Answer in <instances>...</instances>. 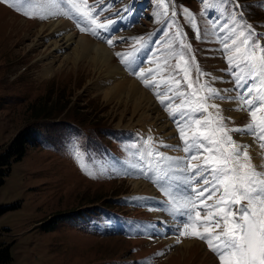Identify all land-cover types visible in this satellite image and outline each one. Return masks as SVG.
<instances>
[{
  "label": "rangeland",
  "instance_id": "obj_1",
  "mask_svg": "<svg viewBox=\"0 0 264 264\" xmlns=\"http://www.w3.org/2000/svg\"><path fill=\"white\" fill-rule=\"evenodd\" d=\"M144 1L87 0L97 7L101 22L105 18L116 21L108 33L114 40L126 38L110 48L104 39L80 31L87 22L72 13L66 0H0V264H215V255L203 241L175 233L185 217L166 210L160 191L164 182L151 172L152 179L142 174L148 171L146 154L153 148L184 156L174 120L158 104L156 90L144 87L114 55L111 65L119 70L112 80L107 77L113 69L110 64L99 68L88 57L76 59L73 50L69 58L56 60L52 73L45 76L54 49L44 48L42 38L50 31L46 13L56 2L69 13L67 23L79 35L112 53L130 51L132 38L142 37L143 67L156 68L163 64L161 58L174 67L180 55L188 58L187 51L165 38L169 30L162 19L168 18L157 0L148 10L154 24L146 28L142 20L152 23ZM164 2L169 4L170 15L173 0ZM240 2L246 15L239 24H251L257 33H264V0ZM13 3L22 10L17 11ZM174 5L188 34L185 44L198 52L196 63L199 59L203 71L217 73L225 64L216 50L219 41L209 15L231 23L232 8L217 0H174ZM126 7L131 11H122ZM182 7L195 14L199 39L180 15ZM24 11L31 15L26 17ZM42 24L45 29H38ZM119 85L136 95L139 106L133 97L105 98V90ZM216 86L230 87L227 83ZM36 110L40 111L37 116ZM144 112L149 117L141 120ZM245 114L234 119V124L248 123V117L236 122ZM145 119L168 127L151 131L145 128ZM105 125L120 132L107 138L108 147L109 131L92 129ZM29 127L33 136L24 145V153L10 151L13 141ZM161 142L181 147L164 148ZM6 153L8 162L2 163ZM117 157L131 165L123 167L116 163ZM148 189H155L156 194ZM159 221L170 228L164 235H152V225L163 231Z\"/></svg>",
  "mask_w": 264,
  "mask_h": 264
},
{
  "label": "snow or ice",
  "instance_id": "obj_2",
  "mask_svg": "<svg viewBox=\"0 0 264 264\" xmlns=\"http://www.w3.org/2000/svg\"><path fill=\"white\" fill-rule=\"evenodd\" d=\"M66 3L75 16L87 22L81 32L104 39L110 48L126 39L114 40L108 33L116 21L105 18L101 22L97 7L87 0ZM217 3L232 8L231 23L209 15L219 41L216 50L225 64L217 73L205 72L195 63L191 45L185 44L188 34L179 22L174 0L170 15L164 0H157V6L163 7L168 18L163 22L169 30L165 38L187 51L188 58L180 55L174 67L167 58H161L163 64L156 68L143 67L145 58L139 55L144 48L142 37L132 38L130 51H115L113 55L144 87L156 90L158 104L174 120L184 156L153 148L146 154L148 171L142 170V174L152 179L151 172L163 181L160 191L168 205L166 210L185 217L175 233L203 241L215 255V264H264V33H257L251 24H239L245 19L240 0ZM12 6L22 10L18 3ZM179 11L199 39L195 14L188 7ZM23 14L31 15L27 11ZM220 83L230 87L218 88ZM228 111L247 113L248 123L233 126V117L225 114ZM244 136L249 137L247 142ZM148 140L151 143L152 137ZM161 146L181 147L162 142ZM176 193L181 194L180 199ZM158 223L163 231L152 225L151 234H166L170 226L164 221Z\"/></svg>",
  "mask_w": 264,
  "mask_h": 264
},
{
  "label": "bare ground",
  "instance_id": "obj_3",
  "mask_svg": "<svg viewBox=\"0 0 264 264\" xmlns=\"http://www.w3.org/2000/svg\"><path fill=\"white\" fill-rule=\"evenodd\" d=\"M64 7L61 6V3L56 2L53 8H50L46 13L47 19L50 21L49 24H47L48 28L50 29L49 33L43 38V44H45L46 47L44 48H51V50L54 49V54L50 56L51 62L47 66H45V76L52 73L54 70V63L56 60L66 59L70 57V54L73 50L75 52L74 57L76 59L81 58H90L91 60H94L95 64L102 68L105 64H112V58L113 53L104 48L101 44L96 42H91L87 37L84 35H79L76 29L69 25L67 22L68 19L65 18V15L63 13ZM45 25L42 24L38 29H45ZM37 29V30H38ZM44 32V31H43ZM96 53V55H92V53ZM49 58V57H48ZM113 68L108 74L107 77H109L110 80L114 79L117 75V70H119V67L117 65H111ZM130 82V81H129ZM132 84V82L130 83ZM105 98L112 101V100H118L121 101L125 96L133 97L135 99V94H130V92L127 93L125 89L119 85L117 88L114 87L112 89L105 90ZM137 106H139L140 101L135 99ZM242 113L245 112H237V111H228L225 114L231 115L233 117V120L240 117ZM144 116L149 117V114H146L145 112L142 115L141 120L144 119ZM145 128H149L151 131H155L159 129H167L168 125L165 127H159L158 125H154V123L149 120H144ZM144 128V127H143ZM144 128V130H145ZM171 133L166 136H170ZM244 142H247L249 140V137L244 136L242 137ZM167 155H173L178 156L175 152L168 153ZM116 163H120L123 165V167L127 168L128 165H131V163H126L125 160H123L120 157L116 158ZM153 195L156 194L155 189H148ZM177 199H180L181 194H176ZM182 202V201H181ZM154 205V204H153ZM153 235V234H152Z\"/></svg>",
  "mask_w": 264,
  "mask_h": 264
},
{
  "label": "trees",
  "instance_id": "obj_4",
  "mask_svg": "<svg viewBox=\"0 0 264 264\" xmlns=\"http://www.w3.org/2000/svg\"><path fill=\"white\" fill-rule=\"evenodd\" d=\"M35 112V115H39L40 111L38 112L37 110L34 111ZM110 126H100V127H92V129H97V130H102V129H105V130H109ZM112 129V128H111ZM30 130V127L27 128V129H24V131H22L19 136H17L16 140L13 141V147L10 149V151L14 149L17 150V152L19 153V155H21L22 153H24V145L28 143V141L30 140L29 138L33 136V133H28V131ZM113 131L115 129H112ZM7 153L1 157V162L2 163H6L8 162V158H7ZM5 257H8V253L7 255L4 256Z\"/></svg>",
  "mask_w": 264,
  "mask_h": 264
}]
</instances>
